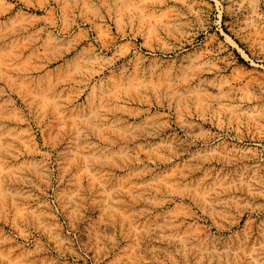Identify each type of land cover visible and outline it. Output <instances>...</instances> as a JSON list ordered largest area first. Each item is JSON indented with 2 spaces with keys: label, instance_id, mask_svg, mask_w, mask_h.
I'll list each match as a JSON object with an SVG mask.
<instances>
[{
  "label": "rangeland",
  "instance_id": "374dc122",
  "mask_svg": "<svg viewBox=\"0 0 264 264\" xmlns=\"http://www.w3.org/2000/svg\"><path fill=\"white\" fill-rule=\"evenodd\" d=\"M264 0H0V264H264Z\"/></svg>",
  "mask_w": 264,
  "mask_h": 264
},
{
  "label": "clouds",
  "instance_id": "9594fccd",
  "mask_svg": "<svg viewBox=\"0 0 264 264\" xmlns=\"http://www.w3.org/2000/svg\"><path fill=\"white\" fill-rule=\"evenodd\" d=\"M116 4H120L121 3V0H115ZM103 3L104 4H107L108 3V0H103ZM261 20H264V17H261Z\"/></svg>",
  "mask_w": 264,
  "mask_h": 264
}]
</instances>
